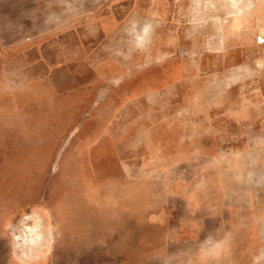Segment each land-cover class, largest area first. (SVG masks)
I'll list each match as a JSON object with an SVG mask.
<instances>
[{"label": "rangeland", "instance_id": "rangeland-1", "mask_svg": "<svg viewBox=\"0 0 264 264\" xmlns=\"http://www.w3.org/2000/svg\"><path fill=\"white\" fill-rule=\"evenodd\" d=\"M0 264H264V0H0Z\"/></svg>", "mask_w": 264, "mask_h": 264}, {"label": "crops", "instance_id": "crops-1", "mask_svg": "<svg viewBox=\"0 0 264 264\" xmlns=\"http://www.w3.org/2000/svg\"><path fill=\"white\" fill-rule=\"evenodd\" d=\"M143 22L145 23V25L140 28L139 30V33L137 34L138 37H141L142 39H145L143 38L142 36V31H149V35L146 37V38H149L152 34V31H153V25H152V21L150 19H147V18H143Z\"/></svg>", "mask_w": 264, "mask_h": 264}]
</instances>
